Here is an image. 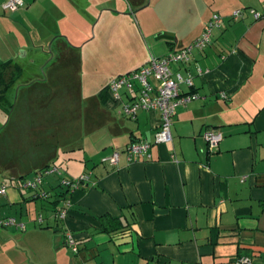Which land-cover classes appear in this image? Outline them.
<instances>
[{
	"label": "crops",
	"instance_id": "obj_1",
	"mask_svg": "<svg viewBox=\"0 0 264 264\" xmlns=\"http://www.w3.org/2000/svg\"><path fill=\"white\" fill-rule=\"evenodd\" d=\"M42 1L24 0L16 10L0 9V28L6 30L0 31L4 54L0 61L18 63L17 54L27 57L26 43L11 33L36 16ZM261 7L260 12L253 8L257 18L249 13L234 21L225 17L210 44L192 51L189 64H172L174 73L192 75V86L182 83L180 91H192L197 97L176 108L171 141L153 143L160 124L158 110L140 109L130 118L119 112L120 105L108 95L99 96L102 83L119 73L94 85L92 93L98 95L89 99L91 109H86L90 115L93 108L91 117L86 115L85 128L78 126L70 144L61 148L80 144V135L94 124L106 126L111 146L105 147L92 167L85 188L57 198L55 209L65 202L70 205L63 218L55 215L51 202L56 197L51 195L57 184L49 179L41 189L50 196L40 200V208L32 202L37 198L33 191L19 189L16 182L7 186L0 195V220L14 217L18 225H0V264H237L240 256L250 257V264H264L260 260L264 254V0ZM209 18L189 35L185 29L166 32L177 41L165 40L175 45L166 42L159 54L150 51L149 56L143 51L142 63L135 68L151 56H164L188 44ZM161 33H156L157 39H163L157 37ZM57 36L62 35L51 39L45 63L58 53L51 50ZM72 46L68 52L76 54L81 48ZM76 65L75 55L56 64L58 71ZM209 128L222 135L212 152L202 136ZM139 141L150 143L149 158L129 159L121 151L114 165L101 162L114 149ZM4 160L2 155L0 181L4 179L1 172L6 173ZM8 171L9 178L15 179L16 172ZM102 214L129 223V236L111 239L96 217ZM36 217L45 225H38ZM67 231L76 239L77 254L66 247Z\"/></svg>",
	"mask_w": 264,
	"mask_h": 264
},
{
	"label": "rangeland",
	"instance_id": "obj_2",
	"mask_svg": "<svg viewBox=\"0 0 264 264\" xmlns=\"http://www.w3.org/2000/svg\"><path fill=\"white\" fill-rule=\"evenodd\" d=\"M136 1L133 3L131 0H44L39 10H35V17H28L27 24L24 23L22 28L16 27L15 31L12 30L11 35L16 40L26 43L28 54L26 58H20V54H17L21 75L14 84L19 86L9 88L7 91V99L13 104L11 113L7 114L5 110L0 109L2 128L0 153L5 154L7 150L8 155L12 153L13 157L18 154L20 159L17 160L23 168L35 164L39 155L44 154L49 147V119L53 120L57 116L61 121L52 125L50 131H54L60 138H73L75 128L78 126L85 128L86 115L88 119L94 111L92 108L90 115L86 113V109H91L88 105L89 99L95 94L92 93L96 88L94 85H99L109 76L125 72L128 68L133 70L142 63L143 51L149 56L150 51L159 54L167 47L166 40L157 39L156 33H166L170 30L177 34L179 30L185 29V34L189 35L204 18L211 17L213 13L230 17L234 10L239 9L241 16L247 17L250 9L254 8L260 12L263 2V0ZM52 14L56 16L51 17ZM0 31L3 34L6 30L2 27ZM55 35L65 36L64 40L81 47L76 50L78 66L49 72L44 61L49 57L48 47ZM31 39L34 41L33 45ZM5 41L11 42L10 39V42L7 39ZM179 41L181 42V39ZM0 58H4L1 52ZM35 79L37 81L31 83ZM65 80L71 83L68 85L71 92L67 93V96L58 93L63 92L67 86L62 84ZM150 82L153 84L152 80ZM27 83L31 84L25 85ZM121 94H125V91H121ZM76 97L80 99L82 111L79 119L73 109ZM64 99L69 111L62 116L60 107ZM106 131V126L97 127L94 124L90 131H84L80 135V144L76 143L74 147L70 145L71 147L66 149H62L60 145L55 146L57 155L50 164L58 168L60 175L56 173L45 175L44 184L48 186L47 179L59 184L62 177L74 179L85 171H91L92 167L99 163L105 147L112 144L111 137ZM3 143L6 144L4 152ZM8 170L6 169V173L1 172L6 188L14 182L19 186L17 179L9 178ZM32 175L31 172L27 174L29 178H32ZM40 200L36 198L32 202L40 208ZM66 247L71 253L77 254L78 251L73 252L69 246Z\"/></svg>",
	"mask_w": 264,
	"mask_h": 264
},
{
	"label": "built area",
	"instance_id": "obj_3",
	"mask_svg": "<svg viewBox=\"0 0 264 264\" xmlns=\"http://www.w3.org/2000/svg\"><path fill=\"white\" fill-rule=\"evenodd\" d=\"M24 0H6L0 3L1 10H16L22 7ZM249 12L255 17L258 13L254 9ZM241 11L236 9L232 12V19L236 20L240 17ZM223 21L217 13H213L208 21L204 24L203 31L200 36L193 39L189 44L174 49L164 56H151L146 64L141 65L135 70L113 76L107 81L108 90L111 94V99L120 105L119 112L128 116L134 117L140 109L158 110L160 112V124L158 130L153 136V143H162L171 141L170 125L172 116L179 105L194 99L197 95L193 92H181L180 85L183 83L187 87L192 86V75L188 72L186 76H182L179 72H173L172 64L181 63L187 64L190 62V56L194 49L202 50L210 42L213 29L219 28ZM199 72V68H197ZM150 80L153 81L150 82ZM125 91V94H121ZM125 98L126 100L124 101ZM203 138L206 140L207 149L212 152L221 140L222 135L216 129H205L202 132ZM150 143L148 141H139L126 146L122 151L128 155V158L145 155L150 157L148 149ZM120 150H113L109 155L101 158V162L114 165L117 163ZM56 173L60 175V171L56 166L47 167L43 172L37 173L32 180L24 179L21 182L23 188H35L41 183L43 175ZM91 172L81 174L79 177L70 181L62 179L61 183L68 191L77 189L79 186L87 185ZM86 183V184H84ZM6 185L0 183V194H4ZM43 195H45L43 193ZM58 208V216L63 218L66 214L69 203H64ZM18 225L14 217H5L0 220V225ZM20 226H22L20 224ZM66 246H69L73 252L78 251V245L73 235L67 231L64 233ZM260 260L264 263V254ZM237 264H250L251 258L240 256L236 259Z\"/></svg>",
	"mask_w": 264,
	"mask_h": 264
},
{
	"label": "trees",
	"instance_id": "obj_4",
	"mask_svg": "<svg viewBox=\"0 0 264 264\" xmlns=\"http://www.w3.org/2000/svg\"><path fill=\"white\" fill-rule=\"evenodd\" d=\"M220 16L223 17L222 15H220ZM240 17H241V15H240ZM258 17H259V13H258ZM224 18L225 17H223V21L221 23V26L219 28L213 29L212 34H211V39H212L213 32L215 30L220 29L222 27V25L224 23ZM229 18L231 20H233L232 19V13H231V15H230ZM200 34L198 36H200ZM195 38H193V39H195ZM54 39L52 40L53 43L51 44V50L52 51L53 50H58V53L56 54V56L53 57V59H49L47 61V63H46V65H48L49 72H51V71H58V68H57L58 66H56L57 63H59V64L60 63H65V61L68 62V61L71 60L72 57H74V55L77 56V58H78V53L77 52H76V54L72 50L70 52H68L70 49L73 48V46L69 42H67L66 40H64L62 36H59V37L57 36ZM193 39L190 42H192ZM211 39H210V42H211ZM166 42L169 43V44H171V45H173V46L175 45L174 42H170V41H166ZM210 42H209V44H210ZM194 50H198V49H194ZM198 51H201V50H198ZM144 64H146V63H144ZM144 64H142V65H144ZM187 64H189V63H187ZM187 64H184V65H187ZM76 66H78V65H76ZM137 68L138 67L134 68L133 70H135ZM129 71H132V70H128L126 72H129ZM126 72H123V73H126ZM123 73H119L117 75H120V74H123ZM20 75H21V68H20V66L17 63H15L14 61H11V60L0 61V109L5 110L7 114L11 113V111H12L11 109L13 107V104L11 102H9L8 99H7V91H8L9 88H13V87L16 88V87L19 86L18 84H14V83H15V81L17 80V78ZM50 77H51V74L49 73V78ZM36 81H37V79L32 80L31 83H34ZM31 83H27L25 85H29ZM62 84L63 85H67V86L64 87V91L63 92H58V93H63V95L66 94V96H67V93L69 94L71 92L69 90L70 88L68 87V85H70L71 83H69L68 81L65 80V81L62 82ZM188 92H192V91H188ZM98 93H99V96L102 95V93H104L105 96L108 95L110 98H112L111 97V94H110V92L108 90L107 83H104V82L102 83V86L99 89ZM59 98H60L59 100H61V97H59ZM74 101L76 103L73 102V103H75V106L73 107V109L77 112L76 115H77V118L79 119L80 114L82 116V111H81V107H80V99L78 97H76V100H74ZM65 102H66L65 99L62 100V106L60 107L61 108V112H62V116L69 111V107H68L67 104H65ZM122 115H124V114H122ZM124 116H126V115H124ZM50 117L51 116H49V118ZM126 117H128V116H126ZM59 123H61V121L59 120V118L57 116L53 120L49 119V147L46 148L47 151L44 154L39 155L40 157L37 158L35 164H33V165H30L28 167H24L23 168V166H21L20 165V162L18 161L20 159L19 156H18V154H17V156L14 155V157H13L12 156V153H10V155H8V152L5 149V146L2 148V151L4 152L6 150L5 151L6 153L5 154L0 153V160L2 158V155H4V158H5L4 163H5V166H6L5 168L6 169H10V170L16 172V178L15 179H17L18 182H19V186L17 184V187L19 189H22L23 188L21 186L22 180H24V179L32 180L37 173H41L47 167H51L52 166L50 164V161L57 155L56 154L57 151L55 150L56 149L55 146L60 145L61 147H63V146H65L69 142L68 139H70V138H65V137L60 138L56 133H54V131H52V130L50 131V129L52 128V125H54V124L56 125V124H59ZM54 130L56 131V129H54ZM55 143L57 145H55ZM129 144H132V143H129ZM129 144L125 145V147L128 146ZM125 147H123L122 149H117V150L122 151ZM114 150H116V149H114ZM29 172L33 173V175H32L33 177L32 178H29L27 176V174ZM87 172L88 171H85L82 174H85ZM44 176L45 175H43V177ZM43 177H42L41 183L38 184L35 188H23V189H25L27 191H33L34 195L37 198H40L42 200H48L49 199V196H50L49 195V192L42 191V189H41V186H42V183H43ZM61 179H66V178H63L62 177ZM66 180L70 181L72 179H66ZM84 184H86V183H84ZM59 187H61V188L63 187L65 190H60V189L58 190ZM85 187H86V185L79 186V188H85ZM53 190H54L53 193H52L53 195H51V196L56 197V199L53 202H51V203H53V208H54V204L58 200L57 198L59 196H63L65 194H67L68 193V188L67 187H64L62 185V183L59 182V184H57V186L54 187ZM43 193L45 195H43ZM54 212H55V215H57V217H59L58 216V208H56ZM96 217H97V219H98V221H99V223L101 225L102 231L105 232V233H107L111 237V239H113V240H119V239H124L127 236H129V234H130V228H129L130 227V224L129 223H123L120 218H118V217H112L109 214H102V215H99V216H96ZM37 224L40 225V226H44L45 225L44 222H43V219L41 217H39L37 219ZM64 242H65V239H64Z\"/></svg>",
	"mask_w": 264,
	"mask_h": 264
},
{
	"label": "water",
	"instance_id": "obj_5",
	"mask_svg": "<svg viewBox=\"0 0 264 264\" xmlns=\"http://www.w3.org/2000/svg\"><path fill=\"white\" fill-rule=\"evenodd\" d=\"M158 38H163V39H166V40H174V41H177L176 38H174L171 34L169 33H164V34H160L157 36Z\"/></svg>",
	"mask_w": 264,
	"mask_h": 264
}]
</instances>
